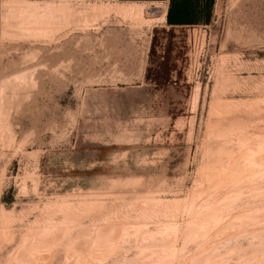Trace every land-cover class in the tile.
I'll list each match as a JSON object with an SVG mask.
<instances>
[{
    "label": "rangeland",
    "instance_id": "1",
    "mask_svg": "<svg viewBox=\"0 0 264 264\" xmlns=\"http://www.w3.org/2000/svg\"><path fill=\"white\" fill-rule=\"evenodd\" d=\"M104 1L0 0V264H264V0Z\"/></svg>",
    "mask_w": 264,
    "mask_h": 264
},
{
    "label": "crops",
    "instance_id": "2",
    "mask_svg": "<svg viewBox=\"0 0 264 264\" xmlns=\"http://www.w3.org/2000/svg\"><path fill=\"white\" fill-rule=\"evenodd\" d=\"M117 12H152L156 24L167 29L199 26L209 19L211 0H107Z\"/></svg>",
    "mask_w": 264,
    "mask_h": 264
},
{
    "label": "bare ground",
    "instance_id": "3",
    "mask_svg": "<svg viewBox=\"0 0 264 264\" xmlns=\"http://www.w3.org/2000/svg\"><path fill=\"white\" fill-rule=\"evenodd\" d=\"M5 83V82H4ZM2 89V88H1Z\"/></svg>",
    "mask_w": 264,
    "mask_h": 264
}]
</instances>
